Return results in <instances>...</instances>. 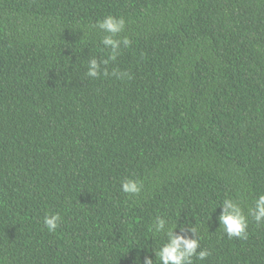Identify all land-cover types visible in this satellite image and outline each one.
I'll use <instances>...</instances> for the list:
<instances>
[{"label":"trees","instance_id":"1","mask_svg":"<svg viewBox=\"0 0 264 264\" xmlns=\"http://www.w3.org/2000/svg\"><path fill=\"white\" fill-rule=\"evenodd\" d=\"M261 193L264 0H0V264H159L158 216L209 250L193 264H264Z\"/></svg>","mask_w":264,"mask_h":264},{"label":"clouds","instance_id":"2","mask_svg":"<svg viewBox=\"0 0 264 264\" xmlns=\"http://www.w3.org/2000/svg\"><path fill=\"white\" fill-rule=\"evenodd\" d=\"M98 27L103 29L108 35L103 36L102 44L109 50L108 60H114L120 51L121 43L124 46L130 45L131 41L127 36L122 40L114 39L116 33L121 32L125 25L123 17H114L105 15L103 19L97 21ZM108 60H103V63H108ZM99 65L95 58L88 61L87 75L96 77ZM121 190L130 196H136L140 193L141 182L138 179L129 177L121 181ZM224 210L219 215V221L223 225L224 231L228 233V237L247 238L248 235V217L244 214L240 204L231 198H226L223 201ZM248 214L257 223L264 221V193L258 195L253 202V207L248 209ZM61 216L59 213L45 214L43 217L44 226L50 231L55 232ZM166 220L157 217L154 221L155 233L164 232L166 240L159 247L155 256L159 259V264H193L194 258L203 261L210 255L208 249H201L197 252L196 249L200 246V240L197 238H187L183 235L173 234L174 226H169L165 229ZM193 232L195 228L191 229ZM143 264H153L150 257H145Z\"/></svg>","mask_w":264,"mask_h":264}]
</instances>
